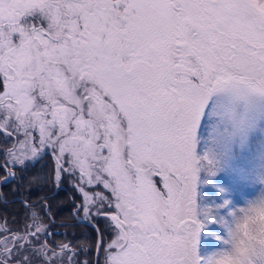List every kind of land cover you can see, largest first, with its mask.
<instances>
[{
	"label": "snow or ice",
	"instance_id": "obj_1",
	"mask_svg": "<svg viewBox=\"0 0 264 264\" xmlns=\"http://www.w3.org/2000/svg\"><path fill=\"white\" fill-rule=\"evenodd\" d=\"M0 135L96 233L22 200L0 264H264V0H0Z\"/></svg>",
	"mask_w": 264,
	"mask_h": 264
},
{
	"label": "flooded vegetation",
	"instance_id": "obj_2",
	"mask_svg": "<svg viewBox=\"0 0 264 264\" xmlns=\"http://www.w3.org/2000/svg\"><path fill=\"white\" fill-rule=\"evenodd\" d=\"M50 167H51L50 161H43L40 164L36 165L34 168H31L29 171L24 172L22 175L26 178L27 183H26V186L24 188H21L19 191H17L16 182L10 183L9 185H3V184L1 185V188L3 186L5 193H8L9 189L12 190V195L14 196L12 198L7 199V203L8 202L18 203L16 209L14 210L15 215H17L18 217H22L26 215L27 210L25 209L24 205L20 203V201L25 200V201H28L30 204H36L39 201L46 199L47 203L51 206L50 215L52 217L55 216L56 215L55 209L61 203V199H60L61 193H59L61 192V190L66 191V194H65L66 201L63 203V205L66 206L67 209L68 207H70V203L73 204L74 199L76 203L80 202L79 195L73 190L70 182L64 181L60 185L58 190L57 189L53 190V185L50 179H48L47 182H45L43 177L50 175V172H49ZM17 172H18V175H20L18 169H17ZM36 174H39L41 179L39 180L35 179ZM0 193H2V189ZM73 213H74V208L71 210V216H69L70 219L63 220V221L57 220L53 224H50V228L53 233L52 240H54L55 235L59 236L68 231H77L78 233H80V237H82L81 240H79L76 243L75 242L73 243L72 241H69L66 243H70L73 247L77 249L80 248L81 244H88L91 247L90 242H85L86 240L84 239L85 237L84 233L87 231V229H90L92 227L85 223H78L79 218L75 217ZM26 220H24V222H26ZM45 223H48V221L45 220ZM57 232H59L60 234H58ZM55 241L57 243H60V241L58 240H55ZM79 258L85 259L87 257L81 254Z\"/></svg>",
	"mask_w": 264,
	"mask_h": 264
},
{
	"label": "trees",
	"instance_id": "obj_3",
	"mask_svg": "<svg viewBox=\"0 0 264 264\" xmlns=\"http://www.w3.org/2000/svg\"><path fill=\"white\" fill-rule=\"evenodd\" d=\"M3 141V136L0 135V149H3L4 147H6V145H4L2 143ZM3 158L2 156H0V163H3ZM3 175V170L0 169V176ZM2 193L4 196H6L7 199L12 198L14 195H12V190H8V193H5V190L2 186ZM56 188L53 187V190H55ZM72 191V190H71ZM256 190H253V192ZM61 203L59 206H57V208L55 209V216H53L54 218V222H56L57 220L59 221H63V220H68L70 219L69 216H71V210L73 209V204L70 203V207H67L63 205V203L66 201V191L65 190H61ZM206 194L211 198L214 199L215 198V190L214 189H208L206 190ZM57 197V196H56ZM70 202V201H69ZM17 202H9V203H3L0 202V222L6 221L7 225L10 229H12L13 231L21 229L23 226V222L24 220L27 219V216H22V217H18L17 215L14 214V210L17 207ZM70 208V209H69ZM59 209V210H58ZM4 211V212H3ZM53 224V223H52ZM85 237H87V239L85 242H90L91 247L94 251L95 249V238H96V233L94 231V229L90 228L87 229V231L84 233ZM79 236V237H78ZM82 237H80V233H78L77 231H68L66 233H63L61 235H55L54 240H58L60 241V243H66L69 241H72L73 243L78 242L79 240H81ZM72 243V244H73ZM213 243H218L213 241ZM102 258V256H101ZM87 259L92 261V264H94L95 261V255H89L87 256ZM102 260V259H101Z\"/></svg>",
	"mask_w": 264,
	"mask_h": 264
},
{
	"label": "rangeland",
	"instance_id": "obj_4",
	"mask_svg": "<svg viewBox=\"0 0 264 264\" xmlns=\"http://www.w3.org/2000/svg\"><path fill=\"white\" fill-rule=\"evenodd\" d=\"M249 191H253V190H256L255 188H249L248 189ZM9 203V202H8ZM58 233V232H57ZM58 234H60V233H58ZM100 259H102L101 257H100ZM94 264H95V261H94Z\"/></svg>",
	"mask_w": 264,
	"mask_h": 264
},
{
	"label": "water",
	"instance_id": "obj_5",
	"mask_svg": "<svg viewBox=\"0 0 264 264\" xmlns=\"http://www.w3.org/2000/svg\"><path fill=\"white\" fill-rule=\"evenodd\" d=\"M1 185L2 184H0V192H1ZM59 233V232H58ZM96 259H97V257L95 256V264H96Z\"/></svg>",
	"mask_w": 264,
	"mask_h": 264
}]
</instances>
